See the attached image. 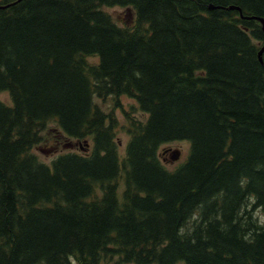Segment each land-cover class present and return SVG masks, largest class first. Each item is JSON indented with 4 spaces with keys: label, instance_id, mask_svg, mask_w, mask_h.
Listing matches in <instances>:
<instances>
[{
    "label": "trees",
    "instance_id": "trees-1",
    "mask_svg": "<svg viewBox=\"0 0 264 264\" xmlns=\"http://www.w3.org/2000/svg\"><path fill=\"white\" fill-rule=\"evenodd\" d=\"M0 5V264H264V0ZM121 95L122 157L93 100ZM51 120L80 151L39 159Z\"/></svg>",
    "mask_w": 264,
    "mask_h": 264
},
{
    "label": "rangeland",
    "instance_id": "rangeland-1",
    "mask_svg": "<svg viewBox=\"0 0 264 264\" xmlns=\"http://www.w3.org/2000/svg\"><path fill=\"white\" fill-rule=\"evenodd\" d=\"M105 10L111 15L112 19L116 24L119 26H131L135 20V13L133 9L130 7H121V6H112L106 7ZM119 98V102L122 104L120 107L115 105V100L111 96H107L105 98H100L94 96V102L97 106L104 112L112 113V116L116 120V127H115V140L118 143V154L120 157L124 156L125 153V146L128 142L129 136L125 129V125L127 124L128 117H133L135 119H144L145 114L138 110L136 107V101L133 98H130L125 95H121ZM0 99L4 101L5 104L11 103L9 95L7 92H3L0 94ZM126 111L127 114L124 112ZM43 141L33 147V152L39 157V159L49 162L52 158L62 152H66L68 150L71 151H80L79 145L81 142L68 139L62 133H60V129L58 124L51 120L46 129L42 132ZM189 143L185 140L183 141H172L169 143H165L160 146L159 153L161 156L169 157L170 150L178 149L180 151V157L178 160L164 161L170 167H173L178 164V162L182 161L188 152ZM166 151L162 153V151ZM121 180V179H120ZM119 187V199H121V188L122 183H120ZM254 215L258 216L260 220H262L263 216L261 211L256 208L254 210ZM116 258L112 261L103 262L102 264H131V263H115ZM177 264H184L183 262H179Z\"/></svg>",
    "mask_w": 264,
    "mask_h": 264
},
{
    "label": "water",
    "instance_id": "water-1",
    "mask_svg": "<svg viewBox=\"0 0 264 264\" xmlns=\"http://www.w3.org/2000/svg\"><path fill=\"white\" fill-rule=\"evenodd\" d=\"M0 7H4V6L0 5ZM210 8H213V6L210 5ZM229 8L230 9H237V10L240 11V8L237 7V6H234V5H231ZM240 15L243 17L241 11H240ZM244 18H254V19L259 20V22L261 23L262 30L264 31V18L263 17H258V16H250V17H248L247 16V17H244ZM263 52H264V44L262 45V47L260 48V50L258 52V58H259V61L261 63H263V60H262ZM179 155H180V151L178 149H174L170 153V159L174 161V160L178 159Z\"/></svg>",
    "mask_w": 264,
    "mask_h": 264
}]
</instances>
